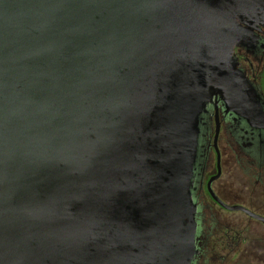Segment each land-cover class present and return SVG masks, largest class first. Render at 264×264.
I'll list each match as a JSON object with an SVG mask.
<instances>
[{
	"label": "water",
	"instance_id": "1",
	"mask_svg": "<svg viewBox=\"0 0 264 264\" xmlns=\"http://www.w3.org/2000/svg\"><path fill=\"white\" fill-rule=\"evenodd\" d=\"M264 0H0V264H190L197 118L264 125L233 48Z\"/></svg>",
	"mask_w": 264,
	"mask_h": 264
},
{
	"label": "flooded vegetation",
	"instance_id": "2",
	"mask_svg": "<svg viewBox=\"0 0 264 264\" xmlns=\"http://www.w3.org/2000/svg\"><path fill=\"white\" fill-rule=\"evenodd\" d=\"M232 56L264 112V22ZM190 193L196 223L190 264L264 263V255H248L247 246L264 250V125L228 108L220 94L197 118Z\"/></svg>",
	"mask_w": 264,
	"mask_h": 264
},
{
	"label": "rangeland",
	"instance_id": "3",
	"mask_svg": "<svg viewBox=\"0 0 264 264\" xmlns=\"http://www.w3.org/2000/svg\"><path fill=\"white\" fill-rule=\"evenodd\" d=\"M247 246L248 247H250V250H251V254H248V255H250V256H260V255H264L263 253H264V250L263 249H258V248H256V247H254V246H249L248 244H247ZM212 255V253L211 252H209V254H208V256H211ZM207 261H209V262H207ZM206 262H204V263H201V264H215V263H213V262H211L210 260H207ZM259 261H261V260H259ZM229 264H235V262H231V263H229ZM257 264H264V263H257Z\"/></svg>",
	"mask_w": 264,
	"mask_h": 264
}]
</instances>
